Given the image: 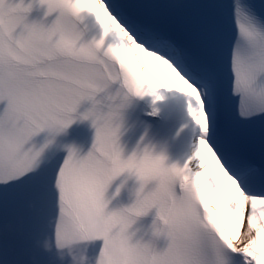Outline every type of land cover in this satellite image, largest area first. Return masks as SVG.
<instances>
[{
	"label": "snow or ice",
	"instance_id": "obj_1",
	"mask_svg": "<svg viewBox=\"0 0 264 264\" xmlns=\"http://www.w3.org/2000/svg\"><path fill=\"white\" fill-rule=\"evenodd\" d=\"M35 3L46 8L50 22L28 21ZM188 27L194 44L177 39L159 20L134 14L125 0H0V99L7 101L0 112V194L37 190L36 227L51 228L55 250L83 235L62 223L63 210L92 207L104 231L91 256L118 264L107 244L156 209L152 236L165 237L167 246L158 250L135 236L126 264H264V2L205 0ZM229 31L228 96L236 104L222 128L221 53ZM159 89L188 98L195 136L183 166L166 165L163 155L148 149L125 156L120 144L123 101ZM84 101L91 107L78 113ZM52 114L68 125L91 121L95 136L87 155L74 147L63 160L28 155L29 140L43 132L39 117ZM9 117L18 128L7 124ZM256 125L259 160L243 155L234 139L238 126ZM5 136L18 146L15 154L4 148ZM129 173L148 182L146 198L110 208L109 185ZM48 212L54 215L45 224ZM0 264L19 261L0 247Z\"/></svg>",
	"mask_w": 264,
	"mask_h": 264
},
{
	"label": "clouds",
	"instance_id": "obj_2",
	"mask_svg": "<svg viewBox=\"0 0 264 264\" xmlns=\"http://www.w3.org/2000/svg\"><path fill=\"white\" fill-rule=\"evenodd\" d=\"M6 75L9 79L15 78V73L11 69L6 70ZM0 101L3 100L0 99ZM123 103L128 105L129 101L125 100ZM38 123L50 138L43 144H38L34 138L29 140L27 153L30 157L43 159L47 149L55 142L56 138L68 134L70 125L66 124L59 114L42 115L39 117ZM7 124L12 128L19 127L18 121L12 117L8 118ZM3 145L8 152L15 154L18 151V146L7 136L3 138ZM123 176L124 180L116 194L118 195L121 189L126 191L127 199L130 201L128 206L143 202L146 198L148 182L133 173ZM61 219L69 229L82 230L83 235L69 238L57 245L56 255L60 264H100L99 258L90 256L88 251L104 231L103 218L97 211L92 207H68L63 210ZM133 224H130L128 229L117 231L115 237L107 244L108 253L118 264H126L131 256L132 241L136 236L135 231H130ZM39 243L45 251H52V244L47 238Z\"/></svg>",
	"mask_w": 264,
	"mask_h": 264
},
{
	"label": "bare ground",
	"instance_id": "obj_3",
	"mask_svg": "<svg viewBox=\"0 0 264 264\" xmlns=\"http://www.w3.org/2000/svg\"><path fill=\"white\" fill-rule=\"evenodd\" d=\"M145 59H147V58H145ZM147 71H148V73H152V68H151V66H149V68L147 69ZM172 91H175V90H172ZM156 94H158L159 96L160 95H164V94H166L167 92H168V89H159V90H156Z\"/></svg>",
	"mask_w": 264,
	"mask_h": 264
}]
</instances>
